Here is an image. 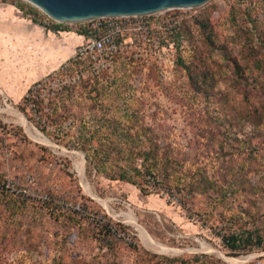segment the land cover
<instances>
[{
    "label": "rangeland",
    "instance_id": "obj_1",
    "mask_svg": "<svg viewBox=\"0 0 264 264\" xmlns=\"http://www.w3.org/2000/svg\"><path fill=\"white\" fill-rule=\"evenodd\" d=\"M149 19L151 34L140 45L126 43L104 69L112 85L97 92L109 107L82 116L119 121L106 132L122 141L128 134L158 138L190 183L183 189L158 177L141 187L89 174L84 152L43 132L45 116L31 99L46 104L56 84L37 85V97L27 89L67 67L78 38L65 33L69 24L58 34L26 0H0V89L21 113L0 121L11 131L0 136V172L6 141L15 164L10 175L33 172L36 187L50 196L45 203L0 199V264H264V0H209ZM245 37L260 43L262 66L249 62L250 77L238 85L232 61L248 63ZM193 65L213 76L201 91L186 72ZM54 200L79 204L87 215ZM129 214L178 251L147 247ZM231 237L249 240L233 249Z\"/></svg>",
    "mask_w": 264,
    "mask_h": 264
},
{
    "label": "trees",
    "instance_id": "obj_2",
    "mask_svg": "<svg viewBox=\"0 0 264 264\" xmlns=\"http://www.w3.org/2000/svg\"><path fill=\"white\" fill-rule=\"evenodd\" d=\"M54 30L58 31L56 28ZM244 46L248 63L241 65L236 60L232 61L238 85H242L250 77L247 71L251 68L249 62L255 68L262 66L260 43L256 44L252 38L245 37ZM133 52L128 51V55L125 56L128 61L134 62L137 59ZM79 60L82 59L73 58L67 67H61L54 75H47L27 89L30 96L37 97L33 94L37 85L44 88L56 84L57 90L47 96L46 104H42V99H31L34 103L33 109L41 112L42 117L45 116L43 122L39 123L42 124L43 132L66 147L84 152L86 172L89 174L94 170L108 179L138 184L141 187L147 184L148 176L160 178L162 184L169 189L171 187L183 189L189 186L190 183L186 181L183 183L184 177L173 169L175 160L163 151L164 144L160 146L158 138L128 134L122 141L118 136L106 132L109 128L116 129L120 125L119 121L106 119L104 116L96 119L93 116L86 119L85 115L82 116L85 109L91 111L99 107L100 110H104L109 107L101 98L105 95L97 91L111 86L112 82L108 71L104 69L91 71L88 69L90 64L84 66L78 62ZM186 72L190 81L198 85V90L202 85L208 86L207 81L210 82L209 86L211 85L213 76L199 72L196 65L192 68L187 66ZM244 93V99L249 101L246 90ZM0 199L14 202L25 200L15 198L5 191H0ZM230 240L231 248L236 249L240 247L237 241L246 244L249 239L231 237Z\"/></svg>",
    "mask_w": 264,
    "mask_h": 264
},
{
    "label": "built area",
    "instance_id": "obj_3",
    "mask_svg": "<svg viewBox=\"0 0 264 264\" xmlns=\"http://www.w3.org/2000/svg\"><path fill=\"white\" fill-rule=\"evenodd\" d=\"M35 6V5H34ZM43 15V22L50 27L58 29L61 33L65 24H69L71 29L65 33H72L79 37V42L73 58L86 60L91 68L96 71L110 68V61L122 46L130 43V46L140 45L152 30V22L146 15H122L93 18L81 22H60L53 19L42 9L35 6ZM21 114L14 106L8 95L0 89V121L9 122L4 117ZM10 129L0 126V136L9 135ZM2 160L6 169L0 172V191L18 198L35 203H45L50 201L47 191H41L36 187V175L31 171H24L21 177L12 176L10 168H15L13 164V151L6 141L2 142ZM54 204L60 205L63 209L73 211L81 215H87L79 204H74L65 200H54Z\"/></svg>",
    "mask_w": 264,
    "mask_h": 264
},
{
    "label": "water",
    "instance_id": "obj_4",
    "mask_svg": "<svg viewBox=\"0 0 264 264\" xmlns=\"http://www.w3.org/2000/svg\"><path fill=\"white\" fill-rule=\"evenodd\" d=\"M60 22L93 18L146 15L175 8H193L209 0H26ZM84 157V154H83Z\"/></svg>",
    "mask_w": 264,
    "mask_h": 264
},
{
    "label": "bare ground",
    "instance_id": "obj_5",
    "mask_svg": "<svg viewBox=\"0 0 264 264\" xmlns=\"http://www.w3.org/2000/svg\"><path fill=\"white\" fill-rule=\"evenodd\" d=\"M28 131L31 135L39 138L37 135H35L32 130L30 128H28ZM40 139V138H39ZM42 141H46L48 142V140L45 138V139H40ZM106 203V202H105ZM131 222L130 223H134V225L136 224V226L138 227L139 229V232H140V235H141V238L143 239L142 241H144L145 245L153 250H156V251H159V252H163V253H175L177 252L178 250L177 249H174V248H170L162 243H159L157 241H155L149 234L147 231H145L141 226L138 225V223L136 222V219L135 217L132 215V214H129V217ZM240 260V259H239ZM231 261H234V262H237L238 259H232Z\"/></svg>",
    "mask_w": 264,
    "mask_h": 264
},
{
    "label": "crops",
    "instance_id": "obj_6",
    "mask_svg": "<svg viewBox=\"0 0 264 264\" xmlns=\"http://www.w3.org/2000/svg\"><path fill=\"white\" fill-rule=\"evenodd\" d=\"M58 34H60L59 32H57ZM62 33V32H61ZM77 38H78V42H79V37L77 36ZM78 42H77V44H78Z\"/></svg>",
    "mask_w": 264,
    "mask_h": 264
}]
</instances>
